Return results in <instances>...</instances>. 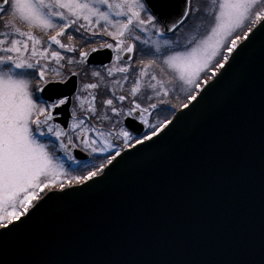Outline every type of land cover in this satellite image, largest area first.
<instances>
[{
    "label": "water",
    "instance_id": "water-1",
    "mask_svg": "<svg viewBox=\"0 0 264 264\" xmlns=\"http://www.w3.org/2000/svg\"><path fill=\"white\" fill-rule=\"evenodd\" d=\"M147 5L175 16L182 0ZM252 31L232 66L155 142L123 151L115 167L48 193L1 228L0 264H264V31ZM113 58L105 48L87 62L105 66ZM73 79L41 95L71 100ZM69 120L67 106L56 121L67 129Z\"/></svg>",
    "mask_w": 264,
    "mask_h": 264
},
{
    "label": "snow or ice",
    "instance_id": "snow-or-ice-1",
    "mask_svg": "<svg viewBox=\"0 0 264 264\" xmlns=\"http://www.w3.org/2000/svg\"><path fill=\"white\" fill-rule=\"evenodd\" d=\"M213 2L219 11L214 17L215 26L211 29V36L195 44L190 50L179 51L167 45V41L162 49L158 41L152 40V35L164 37L165 30L174 33L184 25L195 12L200 11L199 8H193V0H182L181 10L175 16L159 14L149 8L147 0H4L6 5L10 3L13 19L4 24L6 29L12 31L0 33V36L4 37L0 39L2 53L0 66H11L7 72L0 71V228L7 229L14 221L26 216L35 206L33 202L39 201L40 193L45 189L55 187L57 184L61 190L65 187V182L59 179L60 176H67L64 163H57L54 160L48 146L36 139L37 133L40 136L55 137L59 142V149L65 153L70 165L83 164L84 167H89L91 164L88 160L70 154V146L76 148L83 145L84 149L102 157L106 163L94 166V170L89 168L86 175L73 176L67 180V184L70 186L73 180L77 184L92 181L104 173L106 167L109 165L115 167L114 162L119 163L117 158H122L124 148L146 145L148 141L155 142V139L173 123L171 119L156 123L149 121L158 104L166 103L160 99L169 94L166 84L173 83L172 80L166 82L158 79L157 75L149 71L156 65L157 60L161 65L179 72L180 85L190 86L187 100L193 102L205 92L201 85L207 86L212 78L223 76L224 72L219 70L226 69V66L230 68L232 66L229 63L230 59L235 62L248 47L247 44H244L243 48L240 45L244 41H249L253 31L248 28L246 32L240 33V29L251 23L264 31V0H213ZM4 11V8H0V12ZM145 12L148 13L147 16L143 15ZM17 16L30 28L54 31V35L48 36L47 47L41 46L42 41L32 31H24L17 26L15 23ZM80 21L83 23H79ZM97 28L102 29V33H98ZM69 29L80 33V40L85 46L98 34L111 37L115 45L105 43L102 47L115 51L117 60L122 58L120 53H134L137 50L136 42L143 46L140 48L142 57L144 55L152 57L147 63L141 59L140 63L143 66L139 70L140 79L133 83L127 95L116 96L115 92L112 93L113 98L121 104L128 100L127 111L123 107H115L113 99L104 101V105L111 108L114 115L130 118L127 124L121 126L115 133L116 138L123 142L119 146L109 140L113 135L111 130L105 132L99 128L86 126V120L77 118L75 110L72 111L73 122L68 131L59 123H53L59 114L57 110H64L63 106L68 104L69 97L51 95L47 98L38 96L34 99L28 90L29 81L20 78L13 71L32 70L43 85L37 88L39 93H44L49 84L67 83L59 71L65 67L61 63L65 61V56L59 50H52V45L66 53L76 52L77 48L74 45L61 40V37L68 34ZM213 37L214 42L209 43ZM67 38L69 41L74 39L71 34H68ZM145 48L149 50L147 53ZM96 51L97 48L91 49V52ZM27 53L30 55H26ZM89 55V51L80 50L79 63H84ZM53 61L57 68L49 67ZM73 62L72 58L66 61L67 64ZM125 65L128 66L115 70L128 73L130 65L127 60ZM209 72L208 78L204 79L203 75ZM50 73L60 79H49ZM112 74L113 69L109 68L108 75ZM92 75L99 76L100 73L93 72ZM144 77H150V80L142 84L141 80ZM127 79L125 76L124 80ZM97 87L96 83L84 86L85 89ZM149 89L153 94H149ZM89 95L91 99L88 101L89 107L86 111L90 120L97 115V110L95 95L92 93ZM154 99H158V103H152ZM83 103L81 101V109ZM188 106V103L183 105L184 108ZM100 119L109 117L103 115ZM141 126L151 131L146 132ZM69 132L73 135H69ZM92 133L95 134V138ZM73 137L79 144L74 142ZM79 170V167L74 169Z\"/></svg>",
    "mask_w": 264,
    "mask_h": 264
},
{
    "label": "rangeland",
    "instance_id": "rangeland-1",
    "mask_svg": "<svg viewBox=\"0 0 264 264\" xmlns=\"http://www.w3.org/2000/svg\"><path fill=\"white\" fill-rule=\"evenodd\" d=\"M193 8H199L200 11L195 12V15L193 17H191L178 31H176V33H174L173 35L170 34H166L164 37H157L155 35H152V40L153 41H158L160 43L161 48L163 49L166 45H165V41H167V45H170L172 48L179 50V51H184V50H190L192 47L195 46V44L199 43L202 40L207 39L208 37L211 36V29L215 26V15L218 14V7L214 4L213 0H193ZM12 8L9 5V7L7 8V10L5 12H0V33H3L5 31H12L11 29H6L4 27V24L6 21L12 20L13 17L11 15L12 13ZM144 16H147V12L143 13ZM15 23L17 24L18 27H20L22 30L24 31H32L33 34L39 38L42 41V47L44 46L45 41L48 39V32L50 30H44V29H40V28H30L27 24H25L23 21H21L18 16L15 20ZM79 23H83V21H80ZM255 24H251L248 23L245 25L244 28L240 29V33L246 32L248 28H253ZM70 30V29H69ZM98 33H102V29L97 28L96 29ZM111 30V29H110ZM83 31V30H81ZM90 36V34H88ZM143 36V34H141ZM3 36H0V39H3ZM10 39L12 37H9ZM144 38H147L146 36H144ZM215 37H213V39L211 41H209V43L214 42ZM190 41H192V43H189ZM105 43H112L113 45H115V41L112 40L111 37L106 36V35H102V34H98L96 37L91 39V42L85 46L82 44V48L84 50H90L92 48H103L102 45ZM137 46H138V54H137V60L136 63L134 64V67L137 66V68H140L143 66L140 61L143 58L144 62L147 63V61L149 59H152V57L150 55H144L143 57L141 56V52H140V48L143 47L142 45L139 44V42H136ZM47 47V46H46ZM149 50L147 48H145V53H147ZM0 55H2V53H0ZM26 55H30V53H27ZM145 57V58H144ZM43 63V61H42ZM1 67V66H0ZM116 68H118V66H114L113 69L115 70ZM1 71V70H0ZM150 72H152L153 74L157 75L158 79H163L164 81H169L172 80L173 83L172 84H166V87L169 90V94L167 96H163L160 99H163L164 101H166V103H162V104H158V108L156 110L153 111L152 115L149 117V121L151 123H156L157 121H164L165 119H171L173 120V116L175 115V113H177L178 110H180L181 108H183V105L185 103H189V101L187 100V94L188 91L190 90V86H183L181 87L180 82H179V72L176 69L173 68H168L167 66H163L161 65L160 61L157 60L156 65H154L151 69H149ZM3 72H7V71H3ZM208 74V75H207ZM204 75L209 76L210 73H205ZM203 75V77H204ZM17 76H19L20 78H23L27 81H31V79H27L25 76L22 75V71H20ZM115 76V75H113ZM140 79L139 74L138 76H135L131 79H127V81L124 80L122 82L128 83L129 86L127 87H120V89L115 90V92H118V96L119 95H127L131 89V87L133 86V83ZM150 77H144L141 80V83L144 84L145 82L149 81ZM152 83H156V81H151ZM87 83H84L83 85V90L80 93V98L78 99V105H75L74 110L77 113L81 114V118L80 119H85L86 115L89 116V113L86 111L89 107L88 105V101L91 99V96L89 95V93H92L93 95H95L96 100H95V107L97 110V115L92 117L90 119V124L94 125L95 127L101 129L102 131L108 132L109 130L112 131L113 135L109 137V140H111L114 144H122V140H119L118 138H116L115 133L119 130V128L121 126H123V119L122 116H116L112 113L111 108H108L106 105H104V101L107 99H110L109 97H111L112 95L107 93L110 92L107 89H103L100 90L99 88L97 89H85L84 86ZM143 88H142V92H143ZM159 90V89H158ZM149 94H153L151 89L148 90ZM131 97H129L130 99ZM81 101H83V109H81L80 105H81ZM152 103H158V99H154L153 101H151ZM114 106L117 108L123 107L125 111H127V108L129 107L128 104V100H125L123 102V104H121L119 101L114 99ZM146 106V105H144ZM107 113V117H109V119H104L101 120L100 117L103 115H106L105 113ZM84 113V114H83ZM83 115V117H82ZM173 117V118H172ZM117 121H119V123H117ZM89 126V125H86ZM46 131V129H44ZM69 135H73L71 132H69ZM93 136V138H95V134L92 133L91 134ZM40 136V135H39ZM38 141H40L41 143H44L45 145L48 146V151L49 153L54 157V153L57 152L59 153V157L64 155V152L61 151L59 149V142L55 140V137L53 136H40V139L36 138ZM74 142L79 144L78 141L75 140V137H73ZM65 142L66 139H65ZM79 147H81L82 149H84L83 145H79ZM85 151H87L88 153H90L94 158L96 157V160H94V164H93V169L94 166H99L101 163H106V161H104L102 159V157H99L96 154H92L89 150L84 149ZM111 153H108V155H110ZM59 157L54 158V160L57 163H64L65 165V171L67 173H69L68 167L70 169H75L74 165L72 167V165H67L66 166V162L64 161H60ZM66 157V156H65ZM67 159V158H66ZM87 167H84L81 169H85ZM79 175H82L81 173H77ZM87 174V173H86ZM84 174V175H86ZM67 176H60L59 179L61 181H65V179H67ZM59 185V184H57Z\"/></svg>",
    "mask_w": 264,
    "mask_h": 264
},
{
    "label": "flooded vegetation",
    "instance_id": "flooded-vegetation-1",
    "mask_svg": "<svg viewBox=\"0 0 264 264\" xmlns=\"http://www.w3.org/2000/svg\"><path fill=\"white\" fill-rule=\"evenodd\" d=\"M147 15H148V13H147ZM54 34H55L54 31L50 30L48 32V36L54 35ZM68 34H71L74 37V39L72 41L68 40V38H67ZM68 34H66L64 37H61L62 42L66 43V44L71 43L72 45H74L77 48V51L71 52V53H66V52H64V50L58 49L56 45H52V50H59V51H61L62 55L65 56V61L61 62L65 65V67L59 69V71L62 73L63 78L67 81L70 77L73 76L75 79V83H77L78 88H77L76 95L71 100V114H72V111L74 110L75 105H78V99L80 98V93L83 90L84 83H87V84L96 83L98 85L97 88H99L100 90L107 89L110 91L107 93L112 95V93L115 92V90L120 89V87L125 88V87L129 86L128 83L122 82L123 78L125 76L129 77V79H131L135 76H138L139 68H137V66L134 67V64L136 63V60H137L138 46H137V50L134 52L133 60L131 62H128L130 65L129 72L128 73H120V72L114 70L113 67L114 66L125 67L128 65H125V62L122 60V58L120 60L116 59L117 53L114 56V62L108 66H91V65L87 64V60L84 63H79V60H80L79 51L84 50L82 48L83 46H82V42L80 40V33H76V32H74L73 29H70V30H68ZM44 41H45L44 46L46 47L48 44V39L44 40ZM84 51L90 52L91 49L90 50H84ZM119 55L122 57V53H120ZM69 58L73 59L74 62L72 64L66 63V61ZM10 67L11 66H8V65L1 66L0 70L1 71H9ZM49 67L57 68L58 66L53 61L49 64ZM109 68L113 69V74L111 76L108 75ZM13 71L15 72L16 75L20 71H22L23 76H25L27 79H31L29 86H28V90L32 93L34 99L36 97H38L39 92L37 91V88L39 86H43L42 83L39 81L38 76H36L34 73H32V70L13 69ZM93 72H99L100 75L99 76H93L92 75ZM72 73H77V75H72ZM113 75H115V76H113ZM48 78L49 79H56V80L60 79V77H55L51 73L49 74ZM117 81H119V83H117ZM115 95L118 96V92H115ZM109 98L113 99V101H114L113 95ZM37 102H39V101H37ZM107 113H109V112H106L105 114L107 115ZM76 116L79 119L81 118L80 113L76 112ZM82 117H83V115H82ZM84 117H86L85 118L86 125L97 128L94 125L90 124V120L88 119V115L85 114ZM125 119L126 118L123 119V125H124ZM101 120H104V119H101ZM72 122H73V120H71L70 126H71ZM119 145H121V144H119ZM74 150H81V151L88 153L87 151H85L84 149H82L81 147L78 146L76 148H72V150L70 151V154H72L74 156H75ZM117 150H119V149H117ZM54 155H55V157H59V153H57V152H55ZM59 160L64 161V162H66V164L69 165V162L67 161V159L65 157V153H64V155L59 157ZM94 160H96V157L93 158V156H92L91 159L89 160L91 162V164L89 166L93 167ZM74 166H75L74 168L79 167V169H80L79 171H81V169L83 168V164H81L79 166H76V165H74ZM72 167H73V165H72ZM79 171H75V172H79Z\"/></svg>",
    "mask_w": 264,
    "mask_h": 264
},
{
    "label": "trees",
    "instance_id": "trees-1",
    "mask_svg": "<svg viewBox=\"0 0 264 264\" xmlns=\"http://www.w3.org/2000/svg\"><path fill=\"white\" fill-rule=\"evenodd\" d=\"M89 168H92V166H89V167L83 169V170L81 171V174H82V175L86 174L87 171L89 170ZM92 170H94V169L92 168Z\"/></svg>",
    "mask_w": 264,
    "mask_h": 264
}]
</instances>
